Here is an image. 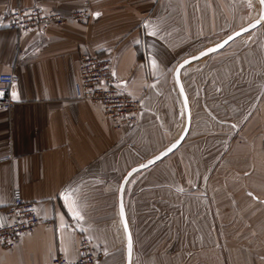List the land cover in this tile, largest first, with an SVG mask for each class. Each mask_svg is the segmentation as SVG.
I'll return each instance as SVG.
<instances>
[{"label": "crops", "instance_id": "obj_1", "mask_svg": "<svg viewBox=\"0 0 264 264\" xmlns=\"http://www.w3.org/2000/svg\"><path fill=\"white\" fill-rule=\"evenodd\" d=\"M244 1L0 0V73L20 76L14 107L0 108V209L19 192L42 219L16 247L0 246V264L73 259L82 235L97 264H125L120 182L179 136L175 66L257 18L259 3ZM33 4L90 16L9 29L7 14ZM238 37L220 64L181 69L188 132L125 183L130 264H264V19ZM82 51L109 57L118 87L141 99L134 127L76 96Z\"/></svg>", "mask_w": 264, "mask_h": 264}, {"label": "built area", "instance_id": "obj_2", "mask_svg": "<svg viewBox=\"0 0 264 264\" xmlns=\"http://www.w3.org/2000/svg\"><path fill=\"white\" fill-rule=\"evenodd\" d=\"M90 16L88 10H75L63 15L53 10H44L37 4L15 7L6 16L7 26L15 31L34 30L45 32L53 24H63L68 20H85ZM79 79L76 96L97 104L104 115L112 120L117 128H132L136 125L141 110V99L121 89L117 85L112 61L100 54L82 51L78 55ZM20 81L13 72L0 73V108L10 110L15 101L10 96V88ZM42 219L36 201L25 200L15 192L13 201L0 209V246L14 248L27 233L33 232ZM98 253L94 250L88 236L82 235L78 243V253L73 259L63 254L52 258L49 264H97Z\"/></svg>", "mask_w": 264, "mask_h": 264}, {"label": "water", "instance_id": "obj_3", "mask_svg": "<svg viewBox=\"0 0 264 264\" xmlns=\"http://www.w3.org/2000/svg\"><path fill=\"white\" fill-rule=\"evenodd\" d=\"M260 6V12L259 15L257 16V18H255L254 20L250 21L249 23L245 24L244 26L236 29L235 31L231 32L230 34H228L227 36H225L224 38H222L221 40L215 42L214 44H211L201 50H199L197 53L187 56L184 59H182L176 66L173 72L174 75V80L177 86V89L179 91V94L181 96V100L183 103V107H184V112H185V124L184 127L181 131V133L179 134V136L173 140L168 146H166L165 148H163L162 150H160L159 152H157L156 154H154L153 156H151L150 158L144 160L143 162H141L138 165L133 166L132 168H130L125 176L122 178L120 185H119V190H118V209H119V215H120V219H121V223L124 229V233H125V239H126V262L125 264H130L131 263V253H132V238H131V233L129 230V226L126 220V216H125V210H124V205H123V190H124V186L126 181L128 180V178L135 173L138 170L147 168L149 166H151L152 164H154L155 162H157L158 160H160L161 158H163L164 156L168 155L170 152H172L175 148H177V146L183 141V139L185 138L188 129H189V124H190V112H189V104H188V99H187V95L185 93L184 87L182 85V81H181V77H180V72L181 69L186 66L187 64L198 60V59H192L193 57H199L202 58L210 53H213L219 49H221L222 47H217L218 45H223V47L229 43L231 40L235 39L236 37H238L241 34H244L254 28H256L257 26H259L261 24V22L264 19V5H262L260 3V0H257ZM257 21H259V23H257ZM244 29H247V31H243ZM237 33H239V35H237ZM231 36L233 37V39L229 40L228 37ZM225 41H228L226 44L224 43ZM210 49H216L215 51H209ZM202 52L207 53L206 55L201 56L200 54ZM185 61H190L189 63L185 64ZM181 65H183V67H181ZM169 149H171V151H169ZM159 158V159H157ZM152 162V163H150ZM146 165V167H142ZM135 170V171H134Z\"/></svg>", "mask_w": 264, "mask_h": 264}, {"label": "rangeland", "instance_id": "obj_4", "mask_svg": "<svg viewBox=\"0 0 264 264\" xmlns=\"http://www.w3.org/2000/svg\"><path fill=\"white\" fill-rule=\"evenodd\" d=\"M252 1L254 2V4L258 3L257 0H252ZM244 4L247 5V0L244 1ZM248 4H249V1H248ZM242 38H244V37L243 36L238 37V39H240V40H242ZM236 41H237V38L233 39L230 43H227V45H225L221 49H219L213 53H210V54L198 59L197 61L195 60V62L193 64H199V63L203 64L204 62H209V63L211 62L212 64H216V63L220 64L222 57H224V55H226L227 53L230 52L231 47L235 46L234 44ZM213 43H215V40L213 41Z\"/></svg>", "mask_w": 264, "mask_h": 264}, {"label": "snow or ice", "instance_id": "obj_5", "mask_svg": "<svg viewBox=\"0 0 264 264\" xmlns=\"http://www.w3.org/2000/svg\"><path fill=\"white\" fill-rule=\"evenodd\" d=\"M260 3L262 4V5H264V0H260ZM95 15H97V16H99L100 15V13H96ZM257 23H259V21H257ZM243 31H247V29H244ZM237 35H239V33H237ZM228 39L229 40H231V39H233V37H231V36H229L228 37ZM228 41H225L224 43L226 44ZM217 47H223V45H218ZM216 49H210L209 51H215ZM207 53H205V52H202L200 55L201 56H203V55H206ZM192 59H199V57H193ZM190 61H185L184 63L185 64H187V63H189ZM181 67H183V65H181ZM169 151H171V149H169ZM157 159H159V158H157ZM150 163H152V162H150ZM142 167H146V165H144V166H142ZM135 171V170H134ZM76 215L77 216H79V213H76ZM81 219H82V217H80ZM3 225L2 224H0V227H2Z\"/></svg>", "mask_w": 264, "mask_h": 264}]
</instances>
